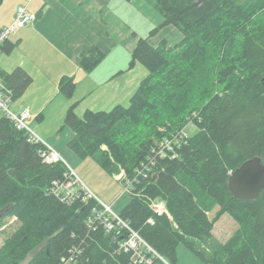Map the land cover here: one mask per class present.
Segmentation results:
<instances>
[{"label": "trees", "instance_id": "16d2710c", "mask_svg": "<svg viewBox=\"0 0 264 264\" xmlns=\"http://www.w3.org/2000/svg\"><path fill=\"white\" fill-rule=\"evenodd\" d=\"M148 2L164 16L163 25L181 31V40L153 45L149 38L159 28L140 36L132 63L141 62L147 74L127 103L88 108L83 115L72 104L65 118L75 133L69 147L132 181L120 215L159 254L149 253V264H178L180 244L203 264H264V189L252 200L236 198L229 187L231 173L244 161H264V0ZM8 40L1 48L10 53L16 43ZM104 55L92 46L82 51L81 66L91 71ZM0 74L13 98L32 82L21 67ZM76 84L65 76L60 90L72 97ZM182 129L188 136L175 150L159 152L161 141ZM41 149L2 114L0 264H61L71 255L72 264H133L131 253L120 248L124 229L88 225L99 206L95 198L68 202L64 192L53 191L69 168L44 162ZM157 200L167 211L154 212ZM225 214L238 226L219 241L214 227ZM205 241L207 248L199 245Z\"/></svg>", "mask_w": 264, "mask_h": 264}, {"label": "crops", "instance_id": "0c3cea01", "mask_svg": "<svg viewBox=\"0 0 264 264\" xmlns=\"http://www.w3.org/2000/svg\"><path fill=\"white\" fill-rule=\"evenodd\" d=\"M24 2L26 0H20L11 6V13L0 23L1 28L15 19L18 5ZM144 5L138 6L144 8ZM29 9L38 18L10 36L7 44L16 43L10 53L0 49V72L11 73L21 67L31 75V84L13 99L12 108L18 112L28 107L32 114L30 125H36L37 119L40 124L44 123L48 113H59L56 129L38 133L65 156L70 166L76 168L84 159L69 147L75 133L65 121L68 109L76 104L75 111L80 115V107L85 112L88 108L105 110L117 103H127L145 75L138 81L134 74L137 62H130L131 65L127 66L128 62H121L122 55L131 57L142 35L136 29L132 30L130 22L125 19L127 0H33ZM156 11L146 20L161 24L165 18ZM137 12L131 8L129 15ZM156 15H160L159 20ZM152 37L149 41L153 45L165 39L162 34L161 37ZM92 46L100 48L105 56L95 68L87 71L81 66V53ZM111 56L113 62L106 63ZM102 68L106 70L103 73ZM141 69L139 74L143 75L145 70ZM65 76L74 77L77 82L72 97L60 90V81ZM58 98L59 104H56ZM52 104L58 110H51ZM129 200L128 194L120 210Z\"/></svg>", "mask_w": 264, "mask_h": 264}, {"label": "built area", "instance_id": "2783aa9c", "mask_svg": "<svg viewBox=\"0 0 264 264\" xmlns=\"http://www.w3.org/2000/svg\"><path fill=\"white\" fill-rule=\"evenodd\" d=\"M33 0H26L17 7L15 19L0 30V48L10 36L19 29L32 24L37 20V15L29 9V4ZM13 90L6 84L4 78L0 74V111L10 118L20 130H25L29 134V140L35 143H41L42 149L40 151L42 160L46 163L66 162L64 156L46 139H44L38 132H36L29 121L32 118L31 111L28 107L20 111H15L12 108ZM187 135L185 129H182L175 138H165L159 144V152L175 150V144L180 142ZM156 149L154 148V151ZM68 166V165H67ZM67 173V178L64 180H57L54 182L53 191L57 194L64 192L63 199L70 202L77 198L88 200L95 198L99 206L93 207V210L88 216V225L95 230L98 225H103L107 231H112L117 227L124 229L125 234L120 243V248L131 253L133 264H149L154 255L159 254L156 250L145 240V238L136 230L131 224L125 220L119 212H116L112 205L104 202L98 195H96L76 174L70 167ZM118 179H124L126 182L125 189L128 193L132 181L128 179L125 174H120ZM152 209L157 214H162L167 211L164 201L157 200L152 202ZM152 222L153 219H150ZM153 254V256L149 255ZM74 262V255L63 258L61 264H72Z\"/></svg>", "mask_w": 264, "mask_h": 264}, {"label": "rangeland", "instance_id": "374dc122", "mask_svg": "<svg viewBox=\"0 0 264 264\" xmlns=\"http://www.w3.org/2000/svg\"><path fill=\"white\" fill-rule=\"evenodd\" d=\"M18 1H20V0H3V3L0 5V23L7 17L8 14L11 13V11L9 10L11 8V6L17 4ZM143 3H145L144 8H142V7L141 8L144 11H142L141 8L138 6V5L141 6ZM127 7H128L127 14L125 15L126 21L130 22L129 25L131 26L132 30L136 29V31L141 33L142 36H148L149 34H151V31L153 29L159 28L152 35L153 36L152 39L156 36L161 37V34H162L165 36L167 44L169 43L172 45H173V43H178L179 40L181 39V37H180L181 31L175 25H172V24L163 25L164 22L163 23L160 22L161 24H156L151 18L150 19L152 21L146 20L147 18H149V16L152 17V15L156 14V12H157L156 9L150 4V2H148V0H127ZM131 8H134L135 10L138 11L133 16L129 15ZM140 12L143 13V15ZM157 14H160V13H157ZM140 16H142V17H140ZM159 16H157L158 20H159ZM112 58L113 57L111 56L109 59H106L105 60L106 63H108V64L112 63L113 62ZM125 61L128 62L127 66L131 65L132 56L131 57H129V56L125 57V54H123L121 62L124 63ZM136 62H137V66L135 67L136 69H135L134 74H136L135 77L139 81V79H141L144 75L147 74V72H146L147 68L141 62H139V61H136ZM136 62H134V63H136ZM141 66L145 70L143 75L139 74V72H141V70H142ZM105 71L106 70H104L103 68L101 69L102 73ZM59 100H60L59 98L55 100L56 104H59ZM107 107H110V106H107ZM55 108H56V105L52 104L50 109L51 110H58V108H56V109ZM79 110H80V115H83L84 114L83 108L80 107ZM2 114L3 113L0 111V117L2 116ZM58 118H59V113L54 112L53 115H50V113H48V115L46 116V119L44 120V123L40 124L41 121H38V119H37L36 125L31 124V126L36 132H40L41 134H45L44 131L56 129L55 128L57 125L56 120ZM64 158H65V156H64ZM65 160H66V162H63V163H65L66 166L67 165L70 166L68 160L66 158H65ZM70 167L76 172L77 176L96 195H98L104 202H106L108 204L110 203V205L113 206L115 211L120 213V206L122 204H124V201L129 194V193L127 194L125 186H123L121 181L118 179L120 174H122V173L124 174V172L122 170L119 173L112 174V173L106 171L105 169H103L101 167V165L92 157H88V158L84 159V162L79 167H76V168L73 166H70ZM215 213H216V210L211 211L209 213V215L211 217H214ZM237 226H238V224L233 219V217L229 214H225L215 223L214 235L217 238V240L224 241L225 239H227L231 235V233L236 229ZM2 243H3V239L0 236V246L2 245ZM199 245L200 246L203 245V247L207 248V246H210V243L205 241L202 244L199 243ZM195 260L198 261V264H203V261L194 252H192L186 245L180 244L178 246V264H183V263L184 264H193V262H195Z\"/></svg>", "mask_w": 264, "mask_h": 264}, {"label": "water", "instance_id": "95a60500", "mask_svg": "<svg viewBox=\"0 0 264 264\" xmlns=\"http://www.w3.org/2000/svg\"><path fill=\"white\" fill-rule=\"evenodd\" d=\"M229 187L236 198H258L264 189L263 159L255 156L244 161L231 173Z\"/></svg>", "mask_w": 264, "mask_h": 264}]
</instances>
